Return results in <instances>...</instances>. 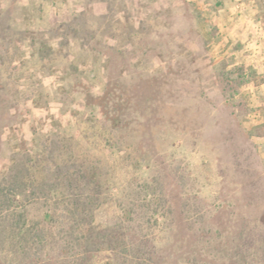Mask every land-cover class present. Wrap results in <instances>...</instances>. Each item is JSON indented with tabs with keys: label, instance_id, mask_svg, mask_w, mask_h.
<instances>
[{
	"label": "rangeland",
	"instance_id": "1",
	"mask_svg": "<svg viewBox=\"0 0 264 264\" xmlns=\"http://www.w3.org/2000/svg\"><path fill=\"white\" fill-rule=\"evenodd\" d=\"M232 1L0 0V264H264V62L223 55Z\"/></svg>",
	"mask_w": 264,
	"mask_h": 264
},
{
	"label": "crops",
	"instance_id": "2",
	"mask_svg": "<svg viewBox=\"0 0 264 264\" xmlns=\"http://www.w3.org/2000/svg\"><path fill=\"white\" fill-rule=\"evenodd\" d=\"M243 10L238 11L235 1L221 7L218 25L220 28V46L223 55L233 51L237 63L244 66L253 64L258 67L264 62V0H243ZM264 88V82L253 85L252 91Z\"/></svg>",
	"mask_w": 264,
	"mask_h": 264
},
{
	"label": "trees",
	"instance_id": "3",
	"mask_svg": "<svg viewBox=\"0 0 264 264\" xmlns=\"http://www.w3.org/2000/svg\"><path fill=\"white\" fill-rule=\"evenodd\" d=\"M242 76H244V74H242ZM122 97H123L122 95L117 96L115 86L113 85V81L111 78L109 79V82L104 90V93L98 97V105L101 107L103 111H105L104 113H106V115L111 121V124L115 127L121 125L123 116L120 113L125 112L128 105V100ZM112 108L114 110H112ZM151 197L152 198L147 197V199L150 203H154L155 198L153 196ZM125 214L132 215L130 214V210L129 211L125 210ZM107 264H110V262Z\"/></svg>",
	"mask_w": 264,
	"mask_h": 264
},
{
	"label": "built area",
	"instance_id": "4",
	"mask_svg": "<svg viewBox=\"0 0 264 264\" xmlns=\"http://www.w3.org/2000/svg\"><path fill=\"white\" fill-rule=\"evenodd\" d=\"M235 1V7L238 11H241L243 10V5H244V1L243 0H234ZM251 117L252 118H255V119H263L264 118V115L261 113L260 110H254L253 113L251 114Z\"/></svg>",
	"mask_w": 264,
	"mask_h": 264
}]
</instances>
